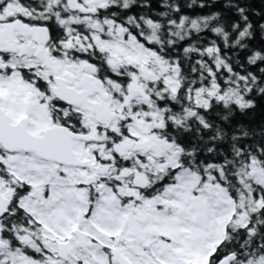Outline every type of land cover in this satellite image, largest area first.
<instances>
[{"label": "snow or ice", "instance_id": "1", "mask_svg": "<svg viewBox=\"0 0 264 264\" xmlns=\"http://www.w3.org/2000/svg\"><path fill=\"white\" fill-rule=\"evenodd\" d=\"M262 104L264 0H0V264H264Z\"/></svg>", "mask_w": 264, "mask_h": 264}, {"label": "trees", "instance_id": "2", "mask_svg": "<svg viewBox=\"0 0 264 264\" xmlns=\"http://www.w3.org/2000/svg\"><path fill=\"white\" fill-rule=\"evenodd\" d=\"M257 7H259V5H257ZM262 108H264V104H262ZM258 118H259V112H258Z\"/></svg>", "mask_w": 264, "mask_h": 264}]
</instances>
